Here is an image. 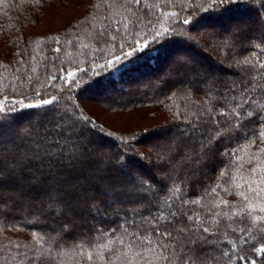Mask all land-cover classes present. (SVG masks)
<instances>
[{
	"label": "trees",
	"instance_id": "trees-1",
	"mask_svg": "<svg viewBox=\"0 0 264 264\" xmlns=\"http://www.w3.org/2000/svg\"><path fill=\"white\" fill-rule=\"evenodd\" d=\"M59 1L68 2L0 0V44L5 46L4 53L0 54V94L7 95L8 101L23 100L26 104L55 95L59 100L55 105L58 111L67 105L71 112L83 114L92 121L91 124L78 121V131L82 132L80 150L85 153L83 163L70 173L57 166L65 176L74 178L83 195H70L73 210L63 217L56 216L43 210L45 190L30 186L25 176L23 202L14 205L9 215L0 217V264H30L29 258L37 250L43 253L45 264H89L86 256L79 254L81 251L95 253L96 245L121 236L124 228H128L129 233L137 230L143 233L142 218L156 213L162 200L155 194L152 196L155 203L141 198L139 188L129 183L133 177L116 171L122 149L136 157V175L147 179L157 191L178 186L181 200L200 199L206 207H188L200 212L202 217L208 215V208L213 212L221 210L212 207L217 199L229 202L230 207L224 211L231 213L232 206L238 209L244 204L236 194L239 191L255 199V195L248 192L247 183L252 181L253 187H264L256 183L258 173H252L253 168L264 167V155H258L264 149V138H256L254 146H249V141L261 125L252 117L236 120L220 113L231 110L223 105L222 94L233 95L230 91L233 85L239 89L250 82L264 84V67H261L264 65V5L261 0H241L230 4L223 12H205L207 0H141L139 5L126 0H82L80 16L53 31L29 32L44 9ZM171 12L177 15L164 16ZM185 17L195 21L194 27L183 23ZM125 23L129 25L127 30ZM161 24L172 31L152 42L154 31ZM117 28L120 31H116ZM145 33L147 39L143 40ZM112 35L118 40L111 41ZM134 37L135 41H141L137 47L144 43L149 47L114 66L99 67L106 59H115L109 49L122 57L132 51ZM116 43L126 46L123 50L113 48ZM57 48L59 52L55 51ZM245 60L250 63H242ZM68 72L76 74L75 80L66 79ZM165 75L168 78L162 81ZM37 91L40 96L36 95ZM255 98L257 105L264 104L260 89L256 90ZM86 101L95 104L100 101L116 113L131 112L140 122H147L149 116L155 117L156 122L148 125V121L147 125L129 130L110 127L87 110ZM238 102V99L233 100L231 106L235 107ZM209 106L215 120L219 121L211 126L207 123L212 120L207 114ZM139 109L146 114L139 113ZM5 111L6 114H0V123L6 125V140L10 141L28 128L51 127L50 123H45L41 108L10 111L9 105ZM256 111L264 112V109L256 108ZM189 122H195L197 127L204 122L205 127L200 131L205 135L199 141L189 140L186 146L182 132ZM217 128L222 131L212 141V150H201L197 154L201 142L215 135ZM154 132L167 133L169 140L175 138L180 150L172 158L161 160ZM185 151L193 153L191 161L180 159ZM237 152L243 158L239 162L236 156L227 155ZM237 174L244 179L234 181L232 176ZM41 180L45 181V187L51 184L43 176ZM236 183L245 186L238 189L234 187ZM117 184L124 186L128 194L106 197L104 189ZM217 185L223 187L216 188ZM213 188L218 196L211 191ZM163 195L172 194L161 191ZM258 195L264 197V192ZM91 200H95L98 208L89 206ZM258 202L264 203V200ZM218 219L217 235L209 238L219 241L221 251H232L229 244L232 241L247 260L255 259L257 264H264V253L255 251L264 244V232L259 231L264 228V222L254 223L248 216ZM241 228L245 231L240 232ZM248 228L256 239L248 237ZM34 234L41 237L39 243ZM246 237L248 243L245 244L243 238ZM24 253H28V257ZM106 255L111 257L112 254ZM220 264H229L228 259L222 258ZM231 264L240 262L234 257Z\"/></svg>",
	"mask_w": 264,
	"mask_h": 264
},
{
	"label": "snow or ice",
	"instance_id": "snow-or-ice-1",
	"mask_svg": "<svg viewBox=\"0 0 264 264\" xmlns=\"http://www.w3.org/2000/svg\"><path fill=\"white\" fill-rule=\"evenodd\" d=\"M126 2L129 4H141V0H126ZM237 2H241V0H207L208 7L204 11H227L230 4ZM261 4L264 5V0H261ZM169 15L176 16L177 13H164L165 17ZM183 23L185 25H193V27L195 25V21L188 17H185ZM124 27L127 30L129 27L128 23H125ZM116 31H120V29L117 28ZM170 31L172 30L161 24L159 29L154 31L152 42H155L161 36L167 35ZM147 35V33L144 34L143 40L147 39ZM110 39L111 41H117L118 37L112 35ZM133 39L135 41V37ZM136 45H141V41H135L132 51L125 52L123 57L119 52H112L109 49L110 56H114L115 59L108 58L106 63L99 65V67L114 66L123 59L132 56L134 52L143 51L144 48L149 47L147 43L140 47ZM125 46V43H116L113 48L123 50ZM55 51L59 52L60 49L57 48ZM100 51H103V49H100ZM242 63L247 64L250 61L245 60ZM261 67H264V65H261ZM75 76L74 72H68L66 79L72 78L75 80ZM53 79H56V77H53ZM257 89H260L262 94H264V84L255 82L246 83L244 88L239 89L236 85H233L230 88L233 93L231 96L226 93L222 94L223 105L231 110L229 113L221 111L220 115H231L236 120L245 116L252 117L255 123L261 125L258 133H253L254 138L249 141V146L255 145L256 138H264V112L256 111V108L264 109V104H256L255 93ZM36 95L40 96L41 93L37 91ZM237 99L239 102L235 107H232V101ZM57 103H59V100L55 95L48 99H41L38 103L26 104L23 100H5L0 102V114H6L5 110L9 105L10 111H18L23 108H41L44 110L42 115L46 117L45 123L51 124L50 128L41 125V127L25 129L22 134H18L17 137L9 141L5 139L4 135L6 125L0 123V217L9 215L14 205L23 202L26 192L23 190L25 185L22 181L25 176H28V184L30 186H40L45 190L46 200L43 202V210L56 216L63 217L73 210L68 199L70 195H83V192L79 191L80 186L75 183L74 178L65 176L63 172L58 171L57 166L64 168L70 173L79 164L83 163L82 157L85 153L80 150L79 136L82 135V132L78 131L80 129L78 121H87L88 124H91L92 121L83 116V114L77 115L71 112L67 105L64 106L62 111H58L55 107ZM249 109L253 110L249 111ZM207 114L212 116V120L207 122L209 126L219 123V121L215 120L211 106L207 107ZM199 119L197 117V120ZM203 127H205L204 122H201L199 127H197L195 122H189L188 127L183 129L182 132L183 137H185L184 144L187 146L189 140L199 141L200 137L205 135L200 131ZM221 131L220 128H217L215 135H210L205 141L201 142V149L198 150L197 154L205 149L211 151V143L220 135ZM153 137L157 142L156 146L161 160L172 158L180 150V144L175 138L169 140L168 134L165 132H154ZM19 141H23V143ZM121 152L122 155L118 158L115 165L116 171L133 177L129 183L139 188L141 198H147L150 203H155L152 199L153 194H155L161 197L162 203L157 205L156 213L142 218V224L145 228L143 233L138 230L129 233L128 228H124L121 236L96 245L95 253L92 251H81L79 254L86 256L89 264H96V257H99V264H220L222 258H227L229 264H231L234 257L240 264H257L255 259L247 260L245 255L239 254L234 242L229 241L232 251L227 249L221 251L219 241L209 237L217 235L216 229L220 228V219L218 218L232 220L235 217L243 219L248 216L251 217L254 223L264 222V203L258 202L264 200V197L258 195L260 192H264V187H253V182L248 181V192L253 193L255 199L253 196L248 195L247 192L239 191L236 194L241 197L244 204L238 209L232 206L231 213L224 211L223 209L230 207L229 202L217 199L212 202V207L221 210L213 212L212 208H208V215L202 217L200 212L192 211L188 207L189 205L206 207V205L201 204L200 199L181 200L178 195L180 192L178 186L165 187L161 191L164 193L171 192L172 195L161 196V191H157L156 187L149 184L147 179L136 175V157L125 152L124 149ZM227 155L236 156L238 162L243 159L239 157L238 152L228 153ZM258 155H264V149H261ZM180 159L191 161L193 153L185 151ZM252 173H258L257 185L264 184V167L253 168ZM41 176L51 181V184L45 187V181L41 180ZM232 179L234 181H242L244 177L237 174L232 176ZM57 185H61V187H57ZM244 186L243 183L234 184V187L238 189H242ZM220 187L223 186H216V188ZM216 188L211 191L216 193ZM223 190L229 191L228 188ZM127 194L124 186L119 184L104 189V195L109 198ZM216 195L218 196L219 194L216 193ZM174 203L175 206H173ZM89 206L98 208L95 200H91ZM257 212L259 214L254 215ZM65 227H67V224ZM244 231L245 229H240V232ZM259 231L264 232V228H260ZM247 232L248 237L256 239V237L252 236L251 228H248ZM223 235L226 236L227 233L225 232ZM34 236L37 243H39L41 237L37 234H34ZM128 236H131L132 239H127ZM243 243H248L247 237L243 238ZM116 244H119L120 247H115ZM82 248L83 246L81 245ZM255 251L264 253V244L259 248H255ZM218 252L219 255H217ZM106 253H111V257H108ZM24 256L28 257V253H24ZM29 259L30 264H45L43 253L38 250L34 251Z\"/></svg>",
	"mask_w": 264,
	"mask_h": 264
},
{
	"label": "rangeland",
	"instance_id": "rangeland-1",
	"mask_svg": "<svg viewBox=\"0 0 264 264\" xmlns=\"http://www.w3.org/2000/svg\"><path fill=\"white\" fill-rule=\"evenodd\" d=\"M81 1L82 0H68V2L66 3H62L61 1H59L57 4H52L50 6H47L44 9V12L37 17V21L33 23L31 27H29V32L39 33L43 31H53L65 25L66 23L69 22L71 18L80 16L82 14L81 6H80ZM200 42L202 43L203 41L201 40ZM4 50H5V46L3 44H0V54H3ZM167 78L168 75H165V77L163 76L161 79L162 81H164ZM175 82L176 81H173V83ZM95 98L100 100V97L98 96H95ZM5 100L8 101L9 97L7 95L0 94V102H3ZM84 104L87 110L91 114L96 116L98 120H100L101 122H103L104 124L110 127H117V128L124 127L126 130H129L131 127L134 128L138 125L139 126L147 125L148 121H149L148 125H153L156 122L155 121L156 119H154L155 117L149 116L145 120L147 122H140L137 119L133 118L131 112H123V113L112 112L110 109L104 107V105L100 101H98V104H95L90 101H86L84 102ZM138 112L141 114H146V111L143 109H139ZM130 117L132 118V120L130 119Z\"/></svg>",
	"mask_w": 264,
	"mask_h": 264
}]
</instances>
